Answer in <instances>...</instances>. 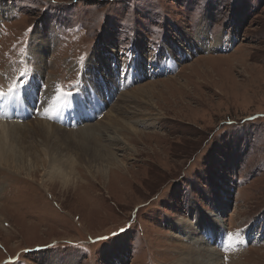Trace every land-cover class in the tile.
<instances>
[{"label": "rangeland", "instance_id": "374dc122", "mask_svg": "<svg viewBox=\"0 0 264 264\" xmlns=\"http://www.w3.org/2000/svg\"><path fill=\"white\" fill-rule=\"evenodd\" d=\"M200 28L230 45L192 49ZM17 90L0 264H264V0H0V99ZM73 104L93 115L71 127ZM193 209L216 220L199 242Z\"/></svg>", "mask_w": 264, "mask_h": 264}, {"label": "bare ground", "instance_id": "6f19581e", "mask_svg": "<svg viewBox=\"0 0 264 264\" xmlns=\"http://www.w3.org/2000/svg\"><path fill=\"white\" fill-rule=\"evenodd\" d=\"M201 27V26H200ZM197 35V34H196ZM219 37H217L216 39H211L210 40V36H209V33H206V32H204L203 31V29L202 28H200L199 29V31H198V35L197 36H191V35H187V38H189V40H190V43H192V49H198V48H200V49H204L205 51H211V50H214V49H218V48H222V49H224L225 47H227V46H229L230 44H228V40L227 39H225V36L224 35H218ZM227 38V37H226ZM187 40V39H186ZM49 41V40H48ZM193 44H195V45H193ZM38 45V44H37ZM47 45V46H46ZM39 46V45H38ZM34 47V46H33ZM50 47H52V46H50V41L49 42H47L46 41V44H45V47L43 46L41 49H40V55H41V57H44L45 55H44V50L43 49H45V48H48V49H50ZM227 49V48H226ZM38 51V50H37ZM186 51V50H185ZM33 52V51H32ZM108 54V52L107 51H104L103 53H99V51H98V49L96 48V50L93 52V54H92V57H91V62H94V58H95V56H98V54L101 56V55H103V54ZM104 54V55H105ZM143 55H139L138 57H136V58H133L132 59V61L134 62L133 63V66H135V69H137V72L136 73H134L135 74V76H138V74H139V72L143 69L142 68V66H141V64H142V60L141 59H143L144 60V56L142 57ZM36 57V56H35ZM98 58V57H97ZM38 59V58H37ZM103 59V58H102ZM102 62V64H107L106 62H105V60H102L101 61ZM153 64H155V63H150V65H152L153 66ZM41 67V66H40ZM43 67V66H42ZM135 71V70H134ZM35 75V74H34ZM35 82H36V79H35ZM37 84H38V82H37ZM57 84H55V83H51L49 86H47V88H44V89H42V91H41V93H42V97H43V99H42V106H44V107H46V106H50V107H54V106H56L55 104H57V102H55V104L53 105L52 103L54 102V98H55V96L57 95ZM36 89V88H35ZM29 92H33L32 90L31 91H29ZM11 93V92H10ZM13 95H15L16 97H17V99H19L21 102H19L20 103V105H21V107L19 106V103L18 102H11V106L13 107V110H12V116H17V117H21L23 120L22 121H24V119L26 118V116H29L30 117V110H29V107L27 106V104H26V102H25V98H26V93H24L23 91L21 92V91H19V90H17V92H14V93H12ZM93 96L95 95V94H92ZM84 98H85V96L84 95H82ZM1 97V96H0ZM20 97H22V98H20ZM76 98H77V96H75ZM75 97H73V99H72V101L73 100H75ZM69 98V97H68ZM6 99V100H5ZM5 99H0V100H4V102L5 101H9L10 99H9V97L8 98H5ZM9 99V100H8ZM89 99H90V97H89ZM91 99H92V96H91ZM95 101H97V100H95ZM27 102H28V100H27ZM25 105H24V104ZM74 103H76V102H74ZM70 104V103H69ZM1 106V105H0ZM71 106V105H70ZM85 105L83 104L82 105V108L84 107ZM2 107L3 106H1L0 107V111H2ZM72 108H69V109H67L68 111H69V113H67V114H64L63 112L64 111H61V109L59 110L60 112H59V114L61 115V116H63L61 119L62 120H60V122H62L63 124H66V123H68L69 122V120L72 118V122H71V127H73L74 126V122L75 121H77L76 123H78V121H79V109L80 110H85V112H92V115H93V110H91V109H89V108H87V107H85L84 109H82V108H80V107H76L75 108V110H73L74 109V104L71 106ZM50 109V108H49ZM67 110H66V112H67ZM74 112H75V115H74ZM62 113H63V115H62ZM19 114H21V115H19ZM3 114L2 113H0V117H3L2 116ZM28 117V118H29ZM16 118H14V120H15ZM117 120V119H116ZM2 121V120H1ZM20 122H21V120H20ZM40 122H42V123H45V124H47V125H49V124H51V123H49V122H47V121H40ZM116 122V121H115ZM73 123V124H72ZM1 124H2V122H1ZM12 126H11V128H7V129H9L10 130V132L11 133H13V129H15V126L17 125L14 121H12ZM2 125H4V124H2ZM53 125V124H52ZM90 125H93V124H89L88 126H90ZM55 128H61V127H59L58 125H53ZM1 127H3V128H1L0 129V162H2V161H5L6 163H9V165H11L13 162H14V159H13V157H11L10 156V153H9V150L6 148V144H5V133L7 132V129H6V126H1ZM92 131V130H91ZM9 132V133H10ZM120 140H121V138H120ZM21 163V162H20ZM14 165V164H13ZM215 209V208H214ZM194 210V213H196V217H195V219H196V224L199 226L197 229H193V230H191V228L189 227V228H187L186 227V229H189V230H185L184 229V227L182 228L183 229V234H188L189 233V237H190V239L191 240H193L194 241V239L195 240H197L198 242L199 241H201V240H205L204 238H203V236H200V233L202 234L204 231H206L208 234H210V235H212V234H214V232H215V228H216V223H215V219H212V223L213 224H206V225H204L203 226V223H204V221H205V213H204V210H198V209H193ZM213 215V214H212ZM211 219V218H210ZM195 230V231H194ZM248 230H250V229H248ZM205 232V233H206ZM226 232V234H227V236L225 237V238H227L228 240H232L233 241V244L234 245H236V244H241L242 242H243V240H245V239H247V237L245 236V235H241V233L242 232H240L239 234H237L236 236L235 235H233L234 233H230V232H228V229L225 231ZM187 237V236H186ZM198 237V238H197ZM197 238V239H196ZM200 238V239H199ZM196 241V242H197ZM189 242V241H188ZM197 242V243H198ZM203 242V241H202ZM228 242V241H227ZM214 252V251H213ZM188 253H191V255H192V259L190 260V259H187V258H184L185 259V261H186V263H189V264H215V262L214 261H212V260H214V259H212V256H213V254H210L208 251H206L205 253H203V250H201V249H197L196 250V248H190V250L188 251ZM182 258V259H183ZM215 258V257H214ZM203 260H204V262H203Z\"/></svg>", "mask_w": 264, "mask_h": 264}, {"label": "snow or ice", "instance_id": "6c2138e0", "mask_svg": "<svg viewBox=\"0 0 264 264\" xmlns=\"http://www.w3.org/2000/svg\"><path fill=\"white\" fill-rule=\"evenodd\" d=\"M0 95H5V94L2 91H0ZM121 231H123V229H121ZM99 239H107V237H100Z\"/></svg>", "mask_w": 264, "mask_h": 264}]
</instances>
